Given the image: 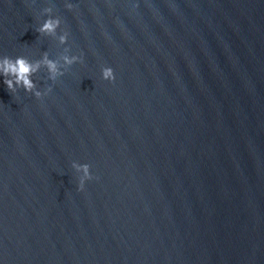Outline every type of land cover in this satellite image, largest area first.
Returning <instances> with one entry per match:
<instances>
[{
  "label": "water",
  "instance_id": "1",
  "mask_svg": "<svg viewBox=\"0 0 264 264\" xmlns=\"http://www.w3.org/2000/svg\"><path fill=\"white\" fill-rule=\"evenodd\" d=\"M45 52L0 76V264H264V0H0V60Z\"/></svg>",
  "mask_w": 264,
  "mask_h": 264
},
{
  "label": "clouds",
  "instance_id": "2",
  "mask_svg": "<svg viewBox=\"0 0 264 264\" xmlns=\"http://www.w3.org/2000/svg\"><path fill=\"white\" fill-rule=\"evenodd\" d=\"M66 7L71 9L72 5L67 4ZM44 11L50 14L52 8H46ZM60 24L61 21L58 17L48 15V18L37 28L36 31L40 34L54 35L57 33ZM67 39V32L59 35V41L61 44H65ZM65 51L69 52V49L66 48ZM61 59L63 60V64L58 65V62L50 59L46 52L40 60L35 62H31L24 57H17L15 59L4 57L0 60V76L4 77L3 83L7 86L8 90L15 92L18 88H23L26 92L33 93L34 96L39 99L52 90L51 87H48L45 92H41L37 89V84L32 79L33 75L40 70L41 63L47 68L48 79L55 82L59 76L64 74L61 69L67 70V67L78 62L80 57L75 55H64ZM102 78L107 81H114L115 74L113 69L111 67H103ZM72 167L78 173H82L78 189L82 191L84 189L85 181L93 178L90 173V165L73 162Z\"/></svg>",
  "mask_w": 264,
  "mask_h": 264
}]
</instances>
